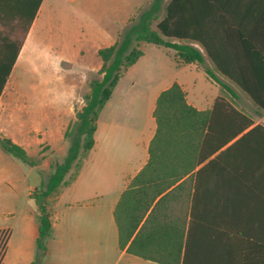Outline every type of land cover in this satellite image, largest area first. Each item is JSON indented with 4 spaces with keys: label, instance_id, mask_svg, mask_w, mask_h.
I'll use <instances>...</instances> for the list:
<instances>
[{
    "label": "trees",
    "instance_id": "trees-1",
    "mask_svg": "<svg viewBox=\"0 0 264 264\" xmlns=\"http://www.w3.org/2000/svg\"><path fill=\"white\" fill-rule=\"evenodd\" d=\"M43 1L0 0V99ZM234 6L235 0H151L114 45L99 50L100 78L91 81L85 105L65 134L67 155L55 159L46 175L41 173L42 186L31 195L39 226L32 264H45L53 235L46 199L77 177L94 147L99 115L123 73L144 55L142 44L172 49L183 64L203 65L200 49L175 41L201 44L216 70L264 111V94L252 88L259 82L251 81L250 66L234 63L231 47L215 42L239 34L204 28L205 13L217 21L218 13ZM162 12L155 30L153 23ZM205 72L236 96L212 70ZM153 116L157 128L149 160L115 210L119 247L158 264H264V126L255 125L223 96L200 111L187 102L178 83L160 94ZM0 144L26 166H38L39 160L1 133Z\"/></svg>",
    "mask_w": 264,
    "mask_h": 264
},
{
    "label": "crops",
    "instance_id": "crops-1",
    "mask_svg": "<svg viewBox=\"0 0 264 264\" xmlns=\"http://www.w3.org/2000/svg\"><path fill=\"white\" fill-rule=\"evenodd\" d=\"M147 1L44 0L16 65L25 52L32 63L38 60L48 63L55 56L59 62L73 65L78 73H97L103 67V61L98 56L99 50L118 41L137 12L145 9ZM164 16L165 12H162L159 20ZM204 16L206 30L219 33L234 31L239 34L229 40L217 38L215 42L218 46L231 47L234 63L250 66L251 81L259 82L252 84V88L257 94H264V0H235L232 9L218 13L217 21L213 20L210 13ZM175 42L200 49L205 57V63L201 65L204 69L199 64L179 62L176 51L172 49L142 44L144 55L123 73L99 115L94 147L77 177L69 184L60 186L46 199L53 235L47 242L45 264H158L129 254L119 247V231L114 215L116 207L132 179L149 160V146L157 128L153 114L160 94L178 83L186 93L187 102L200 111L211 109L221 96L220 91L215 98L208 99L207 95L202 94L200 97L195 82L187 84L179 78L176 70L182 66H194L205 72L206 69L212 70L210 66L205 67L206 63L213 65V62L201 44ZM150 46L151 50L161 53L158 58H148ZM87 48L91 49L92 58L86 59ZM62 49L73 50L66 54ZM71 76L67 72L64 74L66 97L64 101L53 103L52 112L45 110V102L37 105L44 117L45 134L40 144H47L51 154H39L40 149L37 153L31 152L28 144L36 141L30 139L15 142L30 157L39 160L37 167L28 166L29 177L33 179V186L29 189L30 198L42 186L41 173L46 175L51 171L55 158L63 159L67 155L69 143L65 134L76 120L74 103L78 91V87L72 91L68 85ZM40 90L36 91L42 96L50 91L44 88ZM4 94L5 90L0 103ZM19 95L22 93L12 92L7 99L12 102ZM248 99L255 113L249 116L255 125L264 126V111ZM235 100L240 101L237 94ZM238 109L244 112L242 108ZM2 123L0 120V126ZM37 215L36 204L12 230L0 229L9 232L2 264L11 251L14 252L15 264H32L35 261L39 237Z\"/></svg>",
    "mask_w": 264,
    "mask_h": 264
},
{
    "label": "rangeland",
    "instance_id": "rangeland-1",
    "mask_svg": "<svg viewBox=\"0 0 264 264\" xmlns=\"http://www.w3.org/2000/svg\"><path fill=\"white\" fill-rule=\"evenodd\" d=\"M150 2L151 0L147 1L145 9ZM139 13L140 11L137 12L136 17ZM159 21L153 23V29H157V23ZM151 49L152 46L148 48V58H158L161 53ZM70 50L73 49H62L66 54H69V52H71ZM85 50L87 51L86 59L92 58L91 49L87 48ZM52 59L53 60L48 63L39 60L32 63L24 52L7 84L4 98L0 103V120L3 121L0 126V133L14 142H16V140L24 141L26 138L36 141L35 143L28 144L30 146L29 150L33 153H37L38 149H40L39 154L46 155H50L51 150L47 144H40L45 130L43 128L44 117H42L41 113L38 111L37 105H43L45 102V110L50 113L52 112L53 103L55 101L60 102L65 100V91L67 87L64 74L67 72L72 75L68 80V85L71 90L75 91V87H78L77 99L74 103L76 118L77 111L82 109L85 105L86 97L90 93L91 81L100 78L98 72L81 74L74 70L73 65L61 63L55 56ZM209 66L213 72L218 75L221 81L236 92L240 101L235 100L234 96L222 86L215 84V81L212 82L201 68L197 69L194 66H182L176 70V72L179 78L183 79L187 84L195 82L196 91L200 97L207 95L208 99L215 98L221 91V96L227 98L234 106L236 105L238 108H242L248 116L254 115V108L251 106L248 97L243 94L233 82L220 74L214 65L206 63L205 67ZM200 67L203 68L201 65ZM167 71H169V68ZM42 88L50 91H48L46 95H38ZM12 92H19L22 93V95H19L14 101L10 102L7 97ZM35 93L36 95H34ZM200 94H202V96ZM38 156L37 158H39ZM78 169L79 165L74 169L72 177L78 172ZM29 171L30 168L28 166L23 164L19 159L6 153L0 144V229H11L15 225H18L21 217L25 215L30 208L36 207L35 200L29 196V189L33 186V179L29 177ZM7 232L8 231H4L2 237L7 236ZM5 240L7 239H1L2 246ZM15 263L14 252L11 251L4 264Z\"/></svg>",
    "mask_w": 264,
    "mask_h": 264
},
{
    "label": "built area",
    "instance_id": "built-area-1",
    "mask_svg": "<svg viewBox=\"0 0 264 264\" xmlns=\"http://www.w3.org/2000/svg\"><path fill=\"white\" fill-rule=\"evenodd\" d=\"M4 233V230L3 231H1L0 230V261H1V256H2V254L4 253V245H5V243H6V240H5V243L3 244V246L1 245V239L3 240V239H7V236H3L2 237V234ZM0 264H1V262H0Z\"/></svg>",
    "mask_w": 264,
    "mask_h": 264
}]
</instances>
